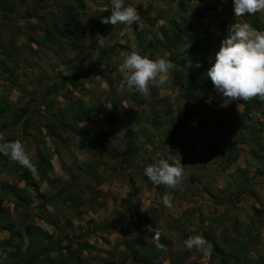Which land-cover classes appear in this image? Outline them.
Listing matches in <instances>:
<instances>
[{"label":"rangeland","instance_id":"374dc122","mask_svg":"<svg viewBox=\"0 0 264 264\" xmlns=\"http://www.w3.org/2000/svg\"><path fill=\"white\" fill-rule=\"evenodd\" d=\"M125 4L138 25L101 23L111 0H0V133L34 165L0 154V264H221L216 243L264 264V101L220 107L207 76L233 0ZM240 22L264 32V13ZM133 51L170 60V84L120 90ZM160 159L184 168L180 190L144 175ZM29 223L43 238L30 262ZM192 235L211 248L178 250Z\"/></svg>","mask_w":264,"mask_h":264},{"label":"clouds","instance_id":"9594fccd","mask_svg":"<svg viewBox=\"0 0 264 264\" xmlns=\"http://www.w3.org/2000/svg\"><path fill=\"white\" fill-rule=\"evenodd\" d=\"M105 8L104 10H108ZM111 15L102 17L101 23L117 25L139 24L141 17L136 6L126 5L125 0H111ZM264 13V0H233L235 22L229 26L227 36L221 41L215 60L207 71L213 88L221 96L220 107H227L234 101L249 102L253 99L264 101V32H260L240 18ZM102 46V45H101ZM172 62L163 57L152 59L148 56L131 52L125 55L119 66L123 80L120 90L127 88L143 96L150 94V85L157 87L170 84ZM199 67V64L197 65ZM195 95H202L196 92ZM211 98L206 100L210 103ZM0 154L9 157L22 167L32 169L33 161L20 140L8 141L0 133ZM144 175L155 186L180 190L186 177L180 164H170L166 159L149 164L144 168ZM165 206L171 202L167 195L163 198ZM145 210V209H142ZM161 233L154 234L156 247L166 250L160 243ZM178 240L179 237L174 238ZM178 250L196 249L207 252L210 242L202 235H192L182 241Z\"/></svg>","mask_w":264,"mask_h":264},{"label":"trees","instance_id":"16d2710c","mask_svg":"<svg viewBox=\"0 0 264 264\" xmlns=\"http://www.w3.org/2000/svg\"><path fill=\"white\" fill-rule=\"evenodd\" d=\"M181 35L177 34L172 40L168 41L166 43V46H170V45H174L176 43V41L180 38ZM185 90L187 91H190V88H185ZM250 109V107L247 109L246 112H248ZM44 157V156H42ZM27 173V172H26ZM26 184L27 185H32L31 182H28V180H26ZM6 189H8L9 191H12L15 193V195H19V196H26V189L25 188H22L21 190H16V188L12 185H9V186H6ZM15 189V190H14ZM2 220H5L3 218L0 219V221ZM30 221H33V220H30ZM14 224L13 223H7L6 224V228L12 232L13 234L15 235H19L21 236V231L19 230H16L14 229ZM38 229L36 228V226H34L33 224H27V228H26V233H25V236L29 237V240H28V243H27V246H28V249H27V253H28V258H27V261L30 262V260L32 258L35 257V252L37 253V251H35V249H38V247L40 246V244L42 242H40L41 240H43V238L39 237L38 235H36ZM42 236L43 237H47V239L49 238L48 237V234L44 231H42ZM234 244L237 243V245H242L240 242L234 240ZM40 242V243H39ZM5 244H9V243H12L11 240H6L4 241ZM211 243V241H210ZM216 243V242H215ZM17 245L18 244H15L14 246L16 247L17 249ZM212 245V243H211ZM213 249L215 250V252L217 253L218 255V258H219V261L221 264H249L248 260L244 259L243 261L240 260L241 258V254L242 252L236 248H233L232 250H229L227 248H224L222 246H219L217 243L214 244V246L212 245ZM45 250V249H44ZM18 252V250H16ZM18 255V253L16 254ZM148 264H156L155 261H150Z\"/></svg>","mask_w":264,"mask_h":264}]
</instances>
